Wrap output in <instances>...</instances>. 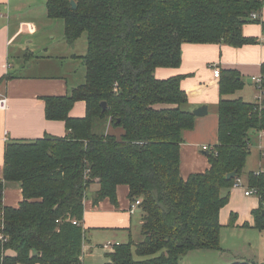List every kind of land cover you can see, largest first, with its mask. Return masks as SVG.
<instances>
[{"label": "trees", "instance_id": "16d2710c", "mask_svg": "<svg viewBox=\"0 0 264 264\" xmlns=\"http://www.w3.org/2000/svg\"><path fill=\"white\" fill-rule=\"evenodd\" d=\"M263 4L46 0L47 17L63 23L67 44L86 37L84 55L76 56L85 68L84 82L69 95L44 98L46 119L63 122L64 137L44 135L5 145L0 264H80L83 231L71 222L83 219L91 187H96L94 205L104 199L117 205L120 185L127 186L131 202L140 201L139 239L133 242L130 236L116 245L105 264H179L192 251H220L219 213L234 179L242 175L252 135L264 130V101L258 109L232 97L243 83L226 70L219 77L217 143L207 154L209 168L184 179L180 145L195 117L186 109L183 77L161 80L155 71L177 68L185 43H254L242 35V26ZM77 102L84 103V116L70 117ZM232 172L235 178L227 181ZM246 184L258 199L252 228L264 231V173L249 172ZM5 185L21 190L17 207L2 205Z\"/></svg>", "mask_w": 264, "mask_h": 264}, {"label": "crops", "instance_id": "0c3cea01", "mask_svg": "<svg viewBox=\"0 0 264 264\" xmlns=\"http://www.w3.org/2000/svg\"><path fill=\"white\" fill-rule=\"evenodd\" d=\"M28 3L29 0H0V92L8 99L7 109L0 111V179L7 142L35 140L44 135L59 138L65 136L63 122L46 119L44 98L69 95L73 88L81 84L70 81L66 74L67 71L74 72L75 66L80 63L76 56H82L84 53H70L71 58L41 55L37 50L41 48L42 30L30 17L28 13L30 7L26 8ZM263 24L264 4L257 12V19L242 26V35L254 39V43L241 47H232L225 43H185L181 46L180 64L177 68H158L155 71V77L161 80L174 76L183 77L181 88L188 93L186 109L190 112L201 106L207 108L206 115L195 117L193 128L182 135L180 145L182 178L204 173L209 168L208 152L202 151L201 148L208 146L212 149L217 143L219 81L226 70L237 73L243 83L241 90L232 97L253 103L255 89L251 78L260 76L264 65ZM74 46L75 44L71 46L72 50ZM214 66L220 70L221 76L218 79L213 78ZM84 111V103L77 102L69 115L75 118L83 117ZM258 134L252 135L250 148L256 144L258 150L260 142ZM249 156L250 154L246 164ZM252 170L249 172L258 173L255 169ZM95 189L96 187L89 189L83 203V219L80 222L83 231L80 264H105L108 261L106 254L111 250L105 253L107 261H104L101 253L94 247L103 248L106 242L114 244L125 242L131 236L133 225L137 223L140 227L141 223V210L130 209L133 202L128 198L127 186L120 185L116 188L117 205H113L108 199L94 205L92 195ZM21 201L20 189L16 186L5 187L2 193L3 206L17 207ZM221 212L222 209L219 213L220 224ZM236 260L241 259L234 258L232 262ZM258 264L264 262L260 261Z\"/></svg>", "mask_w": 264, "mask_h": 264}, {"label": "rangeland", "instance_id": "374dc122", "mask_svg": "<svg viewBox=\"0 0 264 264\" xmlns=\"http://www.w3.org/2000/svg\"><path fill=\"white\" fill-rule=\"evenodd\" d=\"M26 8H29L28 13L30 17L33 18V21L42 30V39L40 40L41 48L37 50L41 55H61L71 58L70 53H85V35H82L76 41L74 49L72 50L71 46L63 41V23L60 20L52 21L48 19L46 0H29ZM33 54L37 55L35 53ZM84 75L85 68L82 61H80L75 66L74 72L67 71L66 78L69 76L68 79L70 81L82 84L84 82ZM258 151L256 144L251 147L247 164L240 176L241 184L244 188H248L246 176L249 171L255 169L257 172H264V160L260 158L261 156ZM257 208V196L252 195L248 198L244 196L242 190H231L227 204L222 208L220 217L222 223V228L219 233L220 251H205L206 253H196L197 251H194L183 258L179 264H228L234 258L250 260L255 263L260 261L264 262V231H258L252 228L253 211ZM139 231V224H134L131 232L133 242L139 239ZM128 240H125V242ZM94 249L101 253L104 261H107L104 255L109 250H105L101 246H95ZM228 258L232 259L227 261Z\"/></svg>", "mask_w": 264, "mask_h": 264}, {"label": "built area", "instance_id": "2783aa9c", "mask_svg": "<svg viewBox=\"0 0 264 264\" xmlns=\"http://www.w3.org/2000/svg\"><path fill=\"white\" fill-rule=\"evenodd\" d=\"M262 3H264V0H261ZM250 20H256L257 19V12H253L250 14L249 16ZM262 41H264V37L262 38ZM212 74H213V78L218 79L220 77V70L219 68H217L216 66H214L212 68ZM251 82L254 85V89H255V96H254V101L253 104H255L257 106L258 109H260L263 106V101H264V75L260 76H254L251 78ZM8 107V99L5 96V94H3L2 92H0V111H4L6 110ZM259 144H258V150L260 153L261 158L264 160V130L260 131L259 134ZM202 151H210V148L208 146H202L201 148ZM231 189L233 190H242L244 196L249 197L252 195H257L254 189H250V188H244L243 185L241 184V180L240 178H235L234 182L232 184ZM140 205V201L139 200H135L133 202V204L131 205L130 209L133 210L135 208H138ZM72 225H79L80 223L76 220L71 222ZM0 240L5 241L2 236L0 235ZM116 245L118 244H114L111 242H106L103 245V249L105 250H112Z\"/></svg>", "mask_w": 264, "mask_h": 264}, {"label": "water", "instance_id": "95a60500", "mask_svg": "<svg viewBox=\"0 0 264 264\" xmlns=\"http://www.w3.org/2000/svg\"><path fill=\"white\" fill-rule=\"evenodd\" d=\"M70 5H71V8H72L73 10L76 9V5H75L74 1H71V2H70ZM101 108H102V110L104 111L105 108H106V105H105L104 103H102V104H101ZM206 109H207L206 106H201V107L195 109L194 111H192V114L194 115V117H203V116L206 115V113H207V110H206ZM235 175H236L235 172L229 173V174L226 176V180H227V181H230V180L234 179V178H235ZM139 212H140V211H139Z\"/></svg>", "mask_w": 264, "mask_h": 264}]
</instances>
